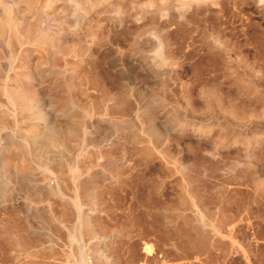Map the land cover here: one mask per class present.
Masks as SVG:
<instances>
[{"label":"rangeland","instance_id":"obj_1","mask_svg":"<svg viewBox=\"0 0 264 264\" xmlns=\"http://www.w3.org/2000/svg\"><path fill=\"white\" fill-rule=\"evenodd\" d=\"M0 21V264H264V0Z\"/></svg>","mask_w":264,"mask_h":264},{"label":"bare ground","instance_id":"obj_2","mask_svg":"<svg viewBox=\"0 0 264 264\" xmlns=\"http://www.w3.org/2000/svg\"><path fill=\"white\" fill-rule=\"evenodd\" d=\"M193 1H195V0H193ZM90 2V1H89ZM95 2H96V0H95ZM93 4H94V1L92 2ZM87 4V3H86ZM89 4V3H88ZM89 8V7H88ZM31 21H33L32 19H31ZM1 22V21H0ZM29 22H30V20H29ZM34 22V21H33ZM29 24V23H28ZM33 24V23H32ZM1 25H3V23H1ZM0 25V26H1ZM4 26V25H3ZM26 26V25H25ZM38 26V25H37ZM43 26V25H42ZM5 28V26L3 27V29ZM21 28H23V27H21ZM2 29V30H3ZM1 30V31H2ZM15 30H17V29H14V31ZM35 30V29H34ZM5 31V30H4ZM6 31H9V30H7V28H6ZM12 31V30H11ZM13 32V31H12ZM11 32V33H12ZM16 32V31H15ZM15 32H14V34H15ZM31 29H28V30H26V31H24V34H23V37H24V35L26 36V37H28L30 34H31ZM3 33H5V32H3ZM10 33V34H11ZM17 33H18V31H17ZM21 33V32H20ZM13 34V33H12ZM37 35V34H36ZM18 36V38H19V34L17 35ZM22 36V35H21ZM31 36V35H30ZM49 36H51V35H49ZM34 37V36H33ZM52 37V36H51ZM93 37V36H92ZM21 38V37H20ZM25 38V37H24ZM35 38V37H34ZM39 38V37H38ZM37 38V39H38ZM10 39V38H9ZM41 39L42 40H44V42H45V44H46V41L48 40V35L47 34H45V33H41ZM57 39V38H56ZM62 39V38H61ZM13 40V39H12ZM21 40V39H20ZM20 40H18V41H20ZM26 40H27V38H26ZM26 40H25V42H26ZM49 40H52V39H49ZM91 40V39H90ZM93 40V39H92ZM91 40V41H92ZM94 41H96V39L94 40ZM32 42H33V40H32ZM43 42V43H44ZM98 42V41H97ZM27 43V42H26ZM35 43V42H34ZM36 43H38V42H36ZM48 43V42H47ZM59 43V42H58ZM63 43V42H62ZM92 43V42H91ZM96 43V42H95ZM57 44V43H56ZM93 44V43H92ZM31 45V44H30ZM39 45V44H38ZM49 45H52V44H49ZM58 46V45H57ZM61 46V45H60ZM43 47H44V45H43ZM46 47H47V45H46ZM45 47V48H46ZM48 48V47H47ZM64 48H66V47H64ZM62 52V51H61ZM64 53V52H63ZM66 53V52H65ZM87 78V77H86ZM83 79V78H82ZM85 79V78H84ZM86 81L88 80V79H85ZM15 84V83H14ZM82 84V83H81ZM14 87V86H13ZM16 92V91H15ZM14 94V93H13ZM12 93H11V96L13 95ZM11 98H13V97H11ZM17 101H21V102H24L25 100L24 99H26L25 98V96L20 92V93H18L15 97H14ZM24 105V104H23ZM90 112V111H89ZM2 124V123H1ZM261 182V181H260ZM258 186V185H257ZM149 251V250H148ZM147 251V252H148ZM144 253H146L145 251H144ZM148 254V253H147ZM150 254V253H149Z\"/></svg>","mask_w":264,"mask_h":264}]
</instances>
